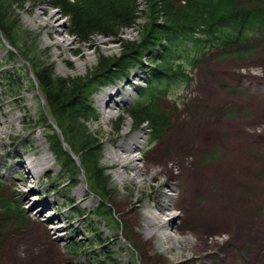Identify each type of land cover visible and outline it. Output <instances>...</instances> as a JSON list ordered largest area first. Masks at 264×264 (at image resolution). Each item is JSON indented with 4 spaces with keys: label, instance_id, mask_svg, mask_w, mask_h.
Instances as JSON below:
<instances>
[{
    "label": "rangeland",
    "instance_id": "374dc122",
    "mask_svg": "<svg viewBox=\"0 0 264 264\" xmlns=\"http://www.w3.org/2000/svg\"><path fill=\"white\" fill-rule=\"evenodd\" d=\"M242 4L264 8V0H243ZM15 13L20 35L29 34V42L36 44L44 61L53 66L54 75L84 79L100 57L113 58L121 51L120 42L112 36L95 34L83 40L73 34L69 16L58 7L27 0L22 7H15ZM49 14H54V18L43 23ZM145 19L141 14L134 25L122 27L119 37L137 39ZM57 39H65L67 44L58 45ZM261 44H264V29L251 33L246 41L234 46L207 50L197 63L189 61L192 54L185 58L182 63L188 79L172 85L169 91L154 99L165 117L163 126L155 134L151 131L152 125L143 123L140 128L136 127L131 116L125 113L139 98L138 86L145 85L141 72L136 70L127 79L95 88L89 98L96 118L86 126L96 138L106 184L104 195L96 196L78 154L63 139V147L80 168L75 179L78 183H66L65 173L60 170L51 148L52 137L61 139L62 133L27 59L19 56L0 33V74L4 67L13 75L0 78V120L12 119V123L0 125V264H108L106 256L119 264H161L159 259L165 253L143 243L137 236L146 220L138 218L136 211L152 210L185 190L183 184H178L180 181L162 174L155 180L149 175L153 168H158L162 157L177 171L173 154L187 161L193 159L194 176L206 166L210 158L205 148L207 140L223 139L224 122L229 124L232 118V121L244 120L238 118L236 107L244 98V84L250 76H258L260 68L256 65L258 62L246 60L242 54ZM117 88L120 93L114 100L118 106L112 101V108H107L110 112L103 111L98 105L104 100L107 102L108 93ZM208 124H213L215 130L206 134V140L205 134L199 131ZM247 138L253 145L258 144L251 135ZM131 141L134 142L130 145V156L139 165L145 164L150 172L145 175L142 188L130 180L132 170L109 160L112 151L127 155L118 143L127 145ZM253 145H250L252 151L256 150ZM23 157L31 158L41 169L39 176L31 177L22 163ZM122 170L125 174L121 179L117 172ZM258 171L260 190L264 192V162ZM261 196L256 218H264L263 193ZM258 242L260 249L256 255L264 264V239ZM256 244L257 241H250L245 251H251ZM241 251L240 258L232 264H254ZM36 253L41 254L39 261L31 258ZM190 255L201 258L203 253L190 252ZM217 255L220 259L221 252L217 251Z\"/></svg>",
    "mask_w": 264,
    "mask_h": 264
},
{
    "label": "trees",
    "instance_id": "16d2710c",
    "mask_svg": "<svg viewBox=\"0 0 264 264\" xmlns=\"http://www.w3.org/2000/svg\"><path fill=\"white\" fill-rule=\"evenodd\" d=\"M26 1L0 0V33L19 56L27 59L62 133L61 139L52 137L51 148L66 183H78L75 179L80 168L63 147V139L78 154L96 196L104 195L106 184L96 138L86 126L96 118L89 98L95 88L127 79L136 70L141 72L145 85L138 86L139 98L125 113L136 127L152 125L155 134L165 117L154 99L188 79L182 63L185 58L192 54L189 61L197 63L207 50L234 46L264 29V8L246 6L243 0H30L61 9L70 18V31L83 40L100 34L120 42L119 54L100 57L84 79L62 77L53 74V66L44 61L36 44L29 42V34L18 31L15 7H22ZM141 14L146 19L138 38H120L121 28L134 25ZM1 71L0 78H12L4 67ZM106 259L108 264H119L109 256Z\"/></svg>",
    "mask_w": 264,
    "mask_h": 264
},
{
    "label": "bare ground",
    "instance_id": "6f19581e",
    "mask_svg": "<svg viewBox=\"0 0 264 264\" xmlns=\"http://www.w3.org/2000/svg\"><path fill=\"white\" fill-rule=\"evenodd\" d=\"M53 15L49 14L43 19V23H48L54 18ZM55 43L61 46L67 44L65 39H57ZM247 50L242 54L243 57L258 62L256 65L260 70L258 76H250L249 82L244 84V98L236 107L239 111L238 118L244 120L232 121V118L229 121L231 123L224 122L222 127L226 134L223 139L216 137L211 142L207 140L206 134L215 130L213 124L205 125L199 131L201 135L205 134V148L207 147L210 158H207L206 166L196 176L191 170L193 159L187 161L175 154L171 157L174 156L177 160V171L173 170L172 164L168 166L166 157H162L158 161V168H153L150 173L145 164L139 165L130 156V145L134 141L127 145L118 143L127 155L113 151L109 155L111 162L120 163L123 169L129 168L134 172L130 180L136 182L139 188L143 187L145 175L149 173L155 180L162 174L184 185L185 191H180L172 201L161 202L152 210L136 211L138 218L141 216L146 220L137 236L143 243L165 253L159 259L161 264H232L236 258H240L241 250L243 254L250 256L254 264H263L261 260L258 261L256 254L260 249L258 240L264 239V218H256L255 214L260 208L258 200L261 194L264 196L258 177L259 166L264 162V44L257 49ZM117 93H120V88L109 92L107 102L104 100L98 106L103 111L110 112L107 108H112L110 102L115 101ZM114 105L118 106V102L115 101ZM6 123H12V119L0 120V125L4 126ZM1 132L2 128L0 134ZM246 135H251L258 144L253 145ZM249 144L256 150L252 151ZM22 163L31 177L39 176L42 172L32 163L31 158L23 157ZM124 174L125 170L118 171L117 177L121 176L122 179ZM248 186H251L249 194ZM42 206H46V203ZM56 217L58 216L51 218ZM250 241H257L256 247L246 252V245ZM217 251L221 252L220 259H217ZM190 252L203 255L195 258ZM40 256L41 254L36 253L31 258L39 261Z\"/></svg>",
    "mask_w": 264,
    "mask_h": 264
}]
</instances>
